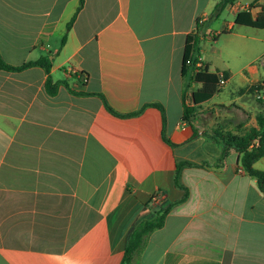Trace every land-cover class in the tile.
<instances>
[{"label":"crops","instance_id":"1","mask_svg":"<svg viewBox=\"0 0 264 264\" xmlns=\"http://www.w3.org/2000/svg\"><path fill=\"white\" fill-rule=\"evenodd\" d=\"M218 2L0 0L4 60L49 56L63 82L50 95L40 66L0 70V264H120L137 222L177 201L139 264H264V191L238 151L218 161L212 137L216 125H257L264 101L250 88L264 81V61L227 70L228 85L243 82L232 92L239 104L210 105L217 92L194 83L186 102L198 111L182 118L187 38L207 17L206 39ZM205 47L200 57L219 71ZM181 161L194 164L180 187ZM254 166L264 171V156Z\"/></svg>","mask_w":264,"mask_h":264},{"label":"trees","instance_id":"2","mask_svg":"<svg viewBox=\"0 0 264 264\" xmlns=\"http://www.w3.org/2000/svg\"><path fill=\"white\" fill-rule=\"evenodd\" d=\"M236 0H219L215 5L213 13L219 14L226 6ZM82 6L78 7L77 12ZM76 16V15H75ZM75 16L69 22L68 28H71ZM198 31L194 34H191L187 38L184 62L182 67V76L184 78V87H183V102H184V114L183 119L191 123L192 118L197 113V108L187 104V92L194 83H199V92L204 94L206 97L213 95L216 92L221 90L219 86L220 76L219 73L223 72L225 77L228 79L229 72L217 71L211 72L207 64L203 61V67L197 68L196 62L201 56L200 48L202 37L199 35L200 22L198 20ZM235 23L238 25L250 26L258 29L264 28V7L263 9L254 15L249 11H241L236 14ZM216 39V37H215ZM66 36L63 38L62 43H65ZM187 60H190L191 63L188 64ZM53 65V60L49 56L41 57L37 60H31L24 62L20 65H12L6 62L3 56L0 53V70L7 71H22L28 67L40 66L47 73L46 80V90L50 95H55L58 92L59 86L61 85L60 81L54 82L51 69ZM87 74H81V78L85 81ZM80 78V79H81ZM264 90V81L259 84H255L250 88V91L254 94L257 91ZM102 96V95H101ZM107 109L115 115H123L115 111L102 97ZM260 100V99H257ZM264 101V100H261ZM159 106L163 109V106L160 104H153ZM124 116V115H123ZM212 137L222 145V152L218 158L219 162H222L225 157L230 153L231 150H236L240 154V160L242 168L253 178H256L258 181L259 187L264 191V171L257 169L254 166V163L264 156V111L257 115V125L246 128L243 131H233L230 129H224L221 125H216L212 129ZM168 142L169 139L166 138ZM191 161H181L177 164V170L175 175V182L177 186L181 187L180 183V173L181 169L186 165H193ZM180 201L169 203L166 206H161L158 210L155 211V214L152 218H144L137 222V224L131 230L123 258L120 264H139L140 257L147 245L149 236L157 229L164 226L166 217L172 207L179 203Z\"/></svg>","mask_w":264,"mask_h":264},{"label":"rangeland","instance_id":"3","mask_svg":"<svg viewBox=\"0 0 264 264\" xmlns=\"http://www.w3.org/2000/svg\"><path fill=\"white\" fill-rule=\"evenodd\" d=\"M210 13V20L206 24V39L201 47L206 45L204 57L211 63L213 70L237 71L248 69L251 65H260L264 61L263 29L238 24L233 28L229 27L230 22H235V13L229 5L219 14L213 11ZM203 31L205 32V29ZM240 85H243V82L237 77L230 85H224L209 104L216 106L220 103H241L238 95L232 94ZM204 115L211 117L210 119L215 117L209 108L204 111Z\"/></svg>","mask_w":264,"mask_h":264},{"label":"built area","instance_id":"4","mask_svg":"<svg viewBox=\"0 0 264 264\" xmlns=\"http://www.w3.org/2000/svg\"><path fill=\"white\" fill-rule=\"evenodd\" d=\"M254 1L255 0H236L234 2L229 3L228 5L231 8V10L235 13H238L241 11L253 12L257 7H258L257 9L262 10L264 7V0H256L255 5H254ZM206 20H207V17L199 18L200 23L205 22ZM187 63L190 64L191 61L187 60ZM196 67L197 68L203 67V60L201 57L198 58L196 62ZM219 76H220L219 86L222 88L224 85L227 84L228 79L225 77L223 72H220ZM255 96L257 99L264 100V93H262V91H257L255 93ZM154 199H157V198H154Z\"/></svg>","mask_w":264,"mask_h":264}]
</instances>
